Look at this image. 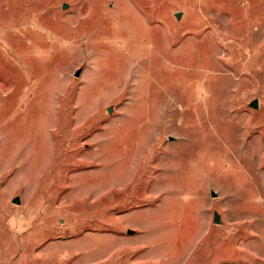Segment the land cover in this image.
<instances>
[{
	"label": "rangeland",
	"instance_id": "rangeland-1",
	"mask_svg": "<svg viewBox=\"0 0 264 264\" xmlns=\"http://www.w3.org/2000/svg\"><path fill=\"white\" fill-rule=\"evenodd\" d=\"M0 264H264V0H0Z\"/></svg>",
	"mask_w": 264,
	"mask_h": 264
},
{
	"label": "water",
	"instance_id": "water-1",
	"mask_svg": "<svg viewBox=\"0 0 264 264\" xmlns=\"http://www.w3.org/2000/svg\"><path fill=\"white\" fill-rule=\"evenodd\" d=\"M179 13L177 14V16L179 17ZM80 75V72H76V76H79ZM251 106L253 107V108H257L258 107V102H257V100H255L252 104H251ZM110 111V110H109ZM213 196H216V194H214L213 193ZM15 204H19L20 203V200L18 199V198H16L14 201H13ZM214 222L216 223V224H219L220 223V216L218 215V214H215V216H214ZM128 233L129 234H131L132 233V230H128Z\"/></svg>",
	"mask_w": 264,
	"mask_h": 264
}]
</instances>
